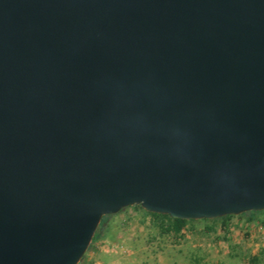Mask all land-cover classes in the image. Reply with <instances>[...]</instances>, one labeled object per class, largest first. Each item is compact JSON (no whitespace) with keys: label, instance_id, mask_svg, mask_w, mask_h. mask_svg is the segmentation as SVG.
I'll use <instances>...</instances> for the list:
<instances>
[{"label":"water","instance_id":"95a60500","mask_svg":"<svg viewBox=\"0 0 264 264\" xmlns=\"http://www.w3.org/2000/svg\"><path fill=\"white\" fill-rule=\"evenodd\" d=\"M132 206L264 210V0H0V264Z\"/></svg>","mask_w":264,"mask_h":264},{"label":"rangeland","instance_id":"374dc122","mask_svg":"<svg viewBox=\"0 0 264 264\" xmlns=\"http://www.w3.org/2000/svg\"><path fill=\"white\" fill-rule=\"evenodd\" d=\"M132 206L108 216L107 232L89 245L79 264H264V210L248 223L234 216L223 228L207 233L197 220L178 238L161 234L158 222Z\"/></svg>","mask_w":264,"mask_h":264},{"label":"trees","instance_id":"16d2710c","mask_svg":"<svg viewBox=\"0 0 264 264\" xmlns=\"http://www.w3.org/2000/svg\"><path fill=\"white\" fill-rule=\"evenodd\" d=\"M136 207L142 210L140 206H136ZM144 213L148 216H151L154 220L158 222V228L161 234H171L178 238L183 237V233L188 229V226L193 225L195 222V221H184V220L172 219L167 215L151 214L146 211ZM258 213L259 212H248V213L242 214L241 216L246 217L247 222L251 223L254 221L253 216ZM233 217L234 216H226V217L215 219V220H204L208 222V224L205 226V231L209 234L214 233L216 231V226L218 224H220L221 227L226 228L228 226V222ZM107 219H108V216L102 217L100 224L95 234L93 235V238L90 244L104 237V235L107 232V228L105 226ZM257 263H258V258L253 257L252 259H250V261L247 264H257Z\"/></svg>","mask_w":264,"mask_h":264}]
</instances>
